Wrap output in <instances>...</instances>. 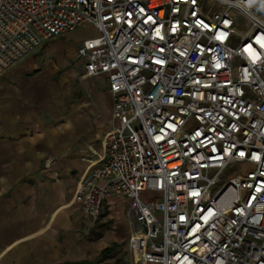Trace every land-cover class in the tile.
Wrapping results in <instances>:
<instances>
[{"label":"built area","instance_id":"2783aa9c","mask_svg":"<svg viewBox=\"0 0 264 264\" xmlns=\"http://www.w3.org/2000/svg\"><path fill=\"white\" fill-rule=\"evenodd\" d=\"M85 23L112 113L72 200L128 201L133 264H264V0H0V71Z\"/></svg>","mask_w":264,"mask_h":264},{"label":"crops","instance_id":"0c3cea01","mask_svg":"<svg viewBox=\"0 0 264 264\" xmlns=\"http://www.w3.org/2000/svg\"><path fill=\"white\" fill-rule=\"evenodd\" d=\"M74 31L0 71V264H109L129 250L125 198L107 195L94 225L72 200L112 113L106 77L86 75L81 41H65Z\"/></svg>","mask_w":264,"mask_h":264},{"label":"rangeland","instance_id":"374dc122","mask_svg":"<svg viewBox=\"0 0 264 264\" xmlns=\"http://www.w3.org/2000/svg\"><path fill=\"white\" fill-rule=\"evenodd\" d=\"M97 34H98V30L93 24L85 23L77 27L75 31L70 35V37L65 38V41L68 42L69 44L75 45L78 42L82 41L83 39L87 37L95 36ZM147 195H152V194H147ZM143 197L149 198L150 196L147 197L143 196ZM97 220L95 221V223L97 222ZM109 264H133L132 254L127 249L125 244L118 250L116 256L113 258V260H111Z\"/></svg>","mask_w":264,"mask_h":264},{"label":"bare ground","instance_id":"6f19581e","mask_svg":"<svg viewBox=\"0 0 264 264\" xmlns=\"http://www.w3.org/2000/svg\"><path fill=\"white\" fill-rule=\"evenodd\" d=\"M247 27V24L246 25H241L240 23L239 24H237V30L238 31H244V30H246L245 28Z\"/></svg>","mask_w":264,"mask_h":264},{"label":"snow or ice","instance_id":"6c2138e0","mask_svg":"<svg viewBox=\"0 0 264 264\" xmlns=\"http://www.w3.org/2000/svg\"><path fill=\"white\" fill-rule=\"evenodd\" d=\"M241 155H243V153H241Z\"/></svg>","mask_w":264,"mask_h":264}]
</instances>
